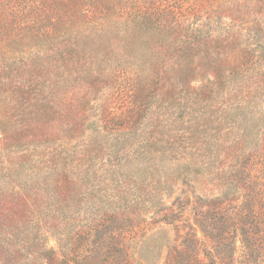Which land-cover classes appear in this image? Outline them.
Segmentation results:
<instances>
[{
    "label": "trees",
    "instance_id": "16d2710c",
    "mask_svg": "<svg viewBox=\"0 0 264 264\" xmlns=\"http://www.w3.org/2000/svg\"><path fill=\"white\" fill-rule=\"evenodd\" d=\"M0 3L7 14H0L1 19L13 24L19 16L12 27L68 42L69 55L82 54L76 61L102 83L96 99L107 106L99 133L137 129L148 119L140 143L165 141L169 146L30 148L25 156L32 158L19 167L33 162L47 174L34 186L36 197L51 187H65L39 201L20 186L13 190L17 200L0 201V264H130V247L142 239L141 249L147 240L148 252L159 250L158 231L145 236L162 222L173 226L175 234L163 244L162 264H264V0ZM108 34L124 40L125 55L135 59L114 62L113 49L103 41ZM81 36L87 44L100 40L91 48L78 41L72 47ZM197 75L201 87L192 85ZM160 83L166 96L155 92ZM32 84L30 80L33 87L23 90L20 101L31 107L32 100L42 102L44 114H29L43 119L42 124L51 111L62 119L68 116L55 92L42 82ZM3 127L0 137L7 136ZM205 136L226 148H204ZM12 163L5 162L3 169L13 168ZM33 167H27V176ZM181 167L202 174L204 183L220 192L200 195L192 185L193 190L183 188L166 202L175 192L169 189L190 184L181 174L174 178ZM15 202L24 207L20 216L9 210V204L19 208ZM76 206L75 214H65ZM48 224L53 230L59 227L57 246L45 239Z\"/></svg>",
    "mask_w": 264,
    "mask_h": 264
},
{
    "label": "rangeland",
    "instance_id": "374dc122",
    "mask_svg": "<svg viewBox=\"0 0 264 264\" xmlns=\"http://www.w3.org/2000/svg\"><path fill=\"white\" fill-rule=\"evenodd\" d=\"M2 13L7 15L3 4L0 3V14ZM14 19L15 23L11 24L8 20L5 21L1 19L0 15V125L4 126L3 128H5L7 133V136L0 137L1 202H4L6 197L9 200H17L19 196L13 190H17L20 186L25 187L24 192L30 198H38L39 201L42 197L47 200L49 194H57L61 187H65L62 186V184L59 187H51L45 191L42 197L39 195L36 197L34 186L41 180H44L47 174L42 172L39 173V168L33 167L36 166L33 162L27 166L19 167L21 161L32 158V156H25V153H27L30 148H104L105 150V148H141V146L146 148L169 147H166L167 143L165 141L151 142L150 144L140 143V134L144 136L147 128H149L150 120L148 119L145 121L146 123L141 125V127H137V129L133 127L132 130L128 131L116 129L114 131L109 130L105 133H99L102 121L106 115L105 109L107 106L104 104L101 107V103L103 102L102 99H96L100 96L97 95L96 89L102 88V83L97 82L95 76L86 73L85 67L76 61L79 55L82 54L73 53L69 55L68 50L71 47L68 46V42H61L57 38H40L32 35L28 31L21 32L19 25L12 27V25L19 22V16H14ZM21 34H23L22 37ZM87 40L88 38L84 39V36L77 39L74 38L72 40V42L74 41L73 46H71L77 47L75 41H78L80 44H85L88 48H91L95 44L97 45L100 39H91L92 42L90 44H87ZM103 41L107 47L109 46V49H113L114 52L111 55H113L114 62H118V58H125L129 61L135 59L134 57L125 55V47L123 46L125 41L121 38L108 34L103 38ZM84 57L87 58L86 55ZM173 66L177 65L174 63ZM177 69L178 67L176 70ZM30 80H32L33 84H40L42 82L47 91L51 90L53 91L52 93L55 92L54 99L58 100L56 103L67 108L69 111L68 116H63L62 119L57 112H50L51 109L49 108L46 111L50 112L47 115L48 118L45 117L48 122L42 124L41 121L43 119H36L35 113L29 114L30 110H36L38 114H44V111L40 110L43 105L42 102L37 103L36 100H32L31 104L33 105L34 103V106L31 107L28 102L20 101L21 95L24 94L23 90H29L33 87L29 86ZM191 81L193 86L201 87L199 84V75L191 79ZM23 82L26 84H23ZM102 92L106 93L107 90H103ZM155 92L157 95L162 94L166 96L168 94V91L163 88L162 83L156 87ZM6 93L9 95L6 96ZM61 98H65V101L61 100ZM185 102L186 100L182 99L180 105H184ZM153 104H157V101H154ZM99 111H102L100 115H98ZM62 123H66L65 128H61ZM263 129L264 126L261 128V131ZM69 133L76 134V137L73 139L66 137ZM205 138L208 145L204 148H226L223 145L214 146L215 143L212 142L210 137L205 136ZM102 155L103 154H101L100 157ZM40 156H42V154ZM11 161H14V163H12L13 168L3 169L5 168L3 164ZM27 167L35 168L34 173L27 176V174H30L28 173L29 169ZM187 169H189V167H181L178 169L177 173L174 174V178L180 176L178 174H181V176L186 177L191 185L182 183L174 188L171 187L172 189H169L171 193L172 191L175 192L167 198L166 202H171L183 188L185 191L193 190V188H191L192 185H195V191L200 195L210 196L211 194H218L220 192L219 190L214 191L212 185H209L211 184L210 182L206 181L204 183L202 174L194 171L191 167L189 172H185ZM22 170H25L27 173ZM52 175L56 177V173ZM91 176L92 175H90V177ZM83 183L85 185L88 184L86 180H83ZM174 183L176 184V181ZM15 203L17 204L18 202ZM18 204L19 208L17 210L16 208H11L10 204L8 207L9 210L11 209V211H14L20 216L24 213V207L22 204ZM191 204L192 203H189V205L186 206V212L191 211ZM77 206L74 211H68L65 214H67V216H72L76 213ZM40 208L42 210V207ZM59 210L60 212L58 211V213H61L62 215L60 214V216H63V209L59 208ZM41 214L46 215L47 213L42 212ZM50 216H46L45 218H50ZM75 225L76 222L68 228H73ZM49 227L50 224H48V228L46 227L47 229H45L47 230L45 239L47 238L50 245L57 246V236L59 235H56V230H59V227L54 226V230ZM23 229L24 228H20L19 230ZM157 231L158 237L161 238L159 250L157 247L155 252H148L147 245L149 242L147 240L144 242V248L141 249V245H143L142 239L135 247H130L133 258L130 264H162L166 250V245L163 244H166L168 240L171 241L175 234L173 226L162 222L153 225L149 232L146 233L145 237H153L154 233H157ZM237 242L238 245H240L239 239ZM132 246H134V244ZM36 249L37 248L34 246L29 249V252H34ZM147 258H149L150 261ZM56 264H59V262Z\"/></svg>",
    "mask_w": 264,
    "mask_h": 264
}]
</instances>
